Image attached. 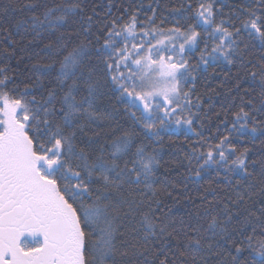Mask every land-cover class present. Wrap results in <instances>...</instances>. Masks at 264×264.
I'll use <instances>...</instances> for the list:
<instances>
[{"label":"snow or ice","instance_id":"6c2138e0","mask_svg":"<svg viewBox=\"0 0 264 264\" xmlns=\"http://www.w3.org/2000/svg\"><path fill=\"white\" fill-rule=\"evenodd\" d=\"M223 6L180 0L141 19L143 4L102 16L96 0H0V15L29 14L16 27L33 33L30 45L48 40L47 62L19 80L15 41L0 29L13 44L0 49V264H264V0ZM217 62L230 66L238 109L222 137L206 130L197 94V74L219 75ZM121 112L130 123L105 147L94 125ZM220 122L227 129L226 114ZM173 129L198 137L180 185L216 172L183 197L194 205L183 216L161 199L181 203L168 190L179 185L156 187L160 152L145 142Z\"/></svg>","mask_w":264,"mask_h":264},{"label":"trees","instance_id":"16d2710c","mask_svg":"<svg viewBox=\"0 0 264 264\" xmlns=\"http://www.w3.org/2000/svg\"><path fill=\"white\" fill-rule=\"evenodd\" d=\"M180 0H96V3L99 5L97 11L100 15H105L108 11V7L111 4L112 13L111 15H120L123 8H128L129 11H133L141 4H143V9L140 11V18L144 19L145 15L150 16L152 13L149 10V5L156 7L157 4L160 7L157 8V15H163L167 17V12L165 6L173 7L176 6ZM195 2V0H193ZM236 0H224L223 12L228 13L231 9L232 4ZM120 9V11H117ZM29 15L28 13H18V12H9L6 16L0 15V29L7 28L11 31L12 40L15 41V52L11 59L8 61L11 68L16 74H18L19 80H27L28 78H35V70L32 68V65L39 62H47V57L42 51L44 44L48 42L47 34H45V39L38 41L35 44H29V41L32 40L33 33L31 31H25L23 28H17L16 22L19 19H22ZM126 18V17H125ZM159 23V20H157ZM172 26L170 19H165V23L161 27H170ZM83 38V37H82ZM75 42H73L74 44ZM73 44L69 45V50ZM8 48L9 50L13 49V44L9 43L7 40L0 39V49ZM201 44V49L203 48ZM252 52L256 55L260 54L259 47L252 49ZM199 53L195 56H191L190 62L196 63ZM230 66H225L222 62H217V65L214 66V70L219 75H210L213 72V69H208L206 73L197 74V94L200 95L203 105L201 108L200 119L206 126L207 129H211V135L215 136H224L229 135L231 129V121L233 119L232 112L238 110L235 108L233 103L234 92L230 91L232 85L230 80H226L225 77L229 76L228 68ZM234 72L235 69L233 68ZM207 93L208 95H205ZM195 102V96L193 97ZM239 100H235V104H238ZM118 107H121L118 105ZM217 113L220 116H217ZM227 115V129L224 124L220 121L223 117ZM130 121L123 116V113L117 114L115 118L107 122H99L97 125H94L96 131L101 133V143L108 147L110 141L121 134V129L117 126L123 125L124 128H127ZM194 127L197 131L200 130L199 121H194ZM219 129V131L217 130ZM139 131V129H137ZM207 135V131H206ZM233 142L238 149L243 147H252V144L247 137L241 138L236 136L235 133H232ZM139 139H143V134H141ZM198 137L195 134L188 132L186 129H173L167 133H162V141H145L149 144L150 148H157L160 152L162 168L158 170L157 173V183L156 187H164L167 181H174L178 188L168 187L169 191H172L175 195L177 192L180 193L181 203L174 204L171 200V197L162 196L161 199L172 205V215L174 216H183L186 213L194 210V205L189 201L183 199L185 195L196 196V194L207 184L216 177L215 170H211L204 174V179L197 183L195 178L187 181V187L184 188V185H180V180L182 174H187L188 172V162L185 159L186 153H190L189 145L195 146L197 144ZM139 142V140L137 141ZM213 143L217 141L212 140ZM259 145V141L256 142ZM206 148L198 149V151H206ZM196 162L193 161V164ZM167 178V179H166ZM181 189H184L181 191ZM163 204L161 205V209ZM161 209H157V214H159ZM87 231V229H86ZM91 240L95 241L98 237L95 234L91 235ZM89 245L86 242L85 244V257L87 260L91 261L92 257L89 252Z\"/></svg>","mask_w":264,"mask_h":264}]
</instances>
